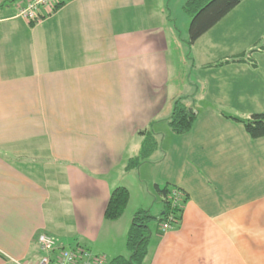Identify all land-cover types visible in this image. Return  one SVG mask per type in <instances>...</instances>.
Returning <instances> with one entry per match:
<instances>
[{"label": "crops", "instance_id": "1", "mask_svg": "<svg viewBox=\"0 0 264 264\" xmlns=\"http://www.w3.org/2000/svg\"><path fill=\"white\" fill-rule=\"evenodd\" d=\"M166 1L68 0L28 24L15 17L28 0H0V264H35L41 233L127 255L133 215L162 214L156 187L185 202L172 229L150 223L146 264H264V137L232 119L264 114V52L254 67L208 66L264 36V0L241 1L191 46L163 25ZM178 100L196 112L183 135L168 123ZM140 131L158 147L128 170ZM117 187L128 204L107 221Z\"/></svg>", "mask_w": 264, "mask_h": 264}, {"label": "trees", "instance_id": "2", "mask_svg": "<svg viewBox=\"0 0 264 264\" xmlns=\"http://www.w3.org/2000/svg\"><path fill=\"white\" fill-rule=\"evenodd\" d=\"M64 0L59 6L65 3ZM243 0H186L182 6L183 12L189 17L188 24V45H192L204 33L214 27L223 17L230 13ZM256 52H264V36L254 43L251 48L236 55L222 58L210 67H222L228 64L246 63L256 66L252 55ZM196 112L190 106L183 105L179 100L174 102L172 113L169 119V127L176 135H183L190 131ZM233 120L240 122L245 132L252 139L264 137V114H254L248 120ZM143 137L138 155L129 160L126 169L138 167L146 161L157 149L158 143L150 132H138ZM157 193L162 198L163 211L158 217L152 216L146 210L137 211L132 219L126 234L127 255H119L108 260L106 264H146L148 256L149 240L151 236L150 223L156 221L161 224L169 212L178 215V221L182 209L170 210L168 201L169 189L156 187ZM129 200V192L125 187L115 188L108 199L104 210V219L115 221L124 213Z\"/></svg>", "mask_w": 264, "mask_h": 264}, {"label": "built area", "instance_id": "3", "mask_svg": "<svg viewBox=\"0 0 264 264\" xmlns=\"http://www.w3.org/2000/svg\"><path fill=\"white\" fill-rule=\"evenodd\" d=\"M63 2V1H62ZM61 0H28L25 6L18 9L15 17L27 22L36 23L40 20L43 8L54 10ZM185 197L177 188H172L168 194L170 210L182 209ZM178 221V215L169 212L160 224V231L172 229ZM39 258L35 264H106L108 259L103 255L93 254L81 247L56 246L52 236L41 233L37 237Z\"/></svg>", "mask_w": 264, "mask_h": 264}, {"label": "rangeland", "instance_id": "4", "mask_svg": "<svg viewBox=\"0 0 264 264\" xmlns=\"http://www.w3.org/2000/svg\"><path fill=\"white\" fill-rule=\"evenodd\" d=\"M184 1H186V0H167L166 1L167 5L165 2L163 7H164V9H168V12L171 14V16H169L171 21L170 20H169L170 22L164 21L163 25L164 26L165 25L170 26L171 23L175 22L176 29L178 30L179 35H180L179 36L180 39L186 41L188 39V24H189L190 19L182 10V6L184 4ZM262 14H264V10H263ZM257 26H262V25H257ZM252 29H250V30H248V28L245 29V31L242 32V35L248 36L251 33ZM261 38H262V36H261ZM181 44L185 45L184 43H181ZM243 45H244L243 43L240 44V46L244 47ZM184 49L185 50L183 52V55L186 52L187 48L185 47ZM179 74H180V77L176 78V81H175L178 84L176 87L177 89H178V86L180 88L183 86V82L185 81L184 78L186 77L187 74H191V71L189 70V67L186 65V67L183 70L181 69ZM191 77H192V75H191ZM145 190H148V192L151 193L153 201L158 199L157 194H155V191L153 190V188L151 186L148 189L145 188ZM134 197H136V194H134Z\"/></svg>", "mask_w": 264, "mask_h": 264}]
</instances>
